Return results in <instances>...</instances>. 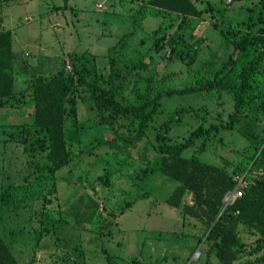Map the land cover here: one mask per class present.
<instances>
[{
	"label": "rangeland",
	"instance_id": "1",
	"mask_svg": "<svg viewBox=\"0 0 264 264\" xmlns=\"http://www.w3.org/2000/svg\"><path fill=\"white\" fill-rule=\"evenodd\" d=\"M145 1L0 0V29L11 32L15 93L0 108V192L8 191V203L0 208V238L17 264H217L206 255V241L197 244V238L204 239L205 224L164 201L176 182L156 169L145 177L134 173L153 161L154 136L169 112L182 105L208 119L215 111L225 118L230 96L162 93L145 136L125 145L118 136H129L127 130L117 127L116 134L109 129L90 104L86 87L75 85L69 94L74 106L65 103L63 121L70 159L52 175L42 166L48 162L45 150L37 146L42 142L34 143L31 137L14 141L11 126H6L27 117L30 107L23 101L34 79L45 80L60 69L71 72V62L82 54L86 65L95 55L100 66L114 44L110 54L119 65L144 55V68L129 75L123 92L132 97L134 91H142L147 74L162 89L210 77L227 59L237 26L264 25V0H193L199 12L190 18L169 12L138 18L136 9ZM183 22L185 39L179 44L195 41L199 50L191 63L187 56L167 58L170 48L164 40ZM250 57L251 52H244L240 61ZM258 71L264 81V61ZM250 114L238 128L218 131L197 152L199 158L226 161L230 169L238 160L236 150L250 138L244 127L247 120L257 139L264 136L263 114ZM198 120L189 110L169 123L167 143L181 141ZM259 174L260 169L253 175ZM239 233L246 244L256 239L241 229ZM195 248L199 256L192 259ZM262 252L264 248L247 252L232 263L252 264Z\"/></svg>",
	"mask_w": 264,
	"mask_h": 264
},
{
	"label": "trees",
	"instance_id": "2",
	"mask_svg": "<svg viewBox=\"0 0 264 264\" xmlns=\"http://www.w3.org/2000/svg\"><path fill=\"white\" fill-rule=\"evenodd\" d=\"M144 3L136 9L138 18L146 13L169 12L185 19L199 12L193 0H146ZM184 27L185 22L181 26L178 25L175 32L164 40L170 48L167 58L176 55L181 58L187 56L186 62L191 63L199 50L195 41L179 44L185 39ZM156 29L157 27L153 32ZM122 38L123 35L120 39ZM198 40L203 42L202 39ZM231 43L232 49L227 59L210 77H198L193 84L180 88L162 89L159 85L152 84L151 75L147 74L144 75L145 84L142 91H134L132 97L123 92L129 75L144 68L141 66L144 55L136 60L130 59V63L119 65L116 58L110 54L116 48L114 44L108 48L106 61L100 66L94 62L95 55H92L90 65H86L82 54L71 62V72L60 69L45 80L34 79L30 96L27 101H23L26 104L28 102L27 106L30 107L27 117L16 123L10 122L6 126H11V138H14V141L23 142L31 137L29 140L34 143L42 142L37 146L45 150L48 157V162L42 166L52 175L70 159L63 121L65 103L74 106V99L69 97V94L75 85L86 87L90 104L109 129L114 133L117 132V127L127 130L129 136H118L125 145L145 136L159 111V97L162 93L171 95L194 92L202 96L224 93L230 96L231 108L225 118L215 111L213 118L208 119L195 108L190 109L182 105L169 112L161 123L162 130L154 136L153 161L134 174H142L145 177L156 169L173 179L176 183L164 201L177 210L184 192H190L193 204H183L179 211L202 212L204 220L201 222L205 224V235L203 240L197 238V244L206 241V255H212L217 264H233V260L242 254L258 252L264 248V136L257 139L252 134V127L248 125L247 120L244 127L248 128L250 138L243 148L236 150L238 160L230 169H227L226 161L222 164L209 162L199 158L197 152L203 150L208 142L216 137L218 131L238 128L242 119H248L251 111L262 113L264 116V81L258 71L264 61V25L256 29H241L237 26ZM247 51L251 52V57L240 61L241 55ZM12 63L11 32L0 29V108H5L15 97ZM202 109L205 112V108ZM189 110L199 117L197 124L182 136L181 141L167 143L169 123L177 122L181 115ZM253 122L255 123L254 120ZM14 127H18L20 132L15 131ZM188 149L190 154L183 155ZM259 169L260 174L254 177L253 174ZM238 174L242 175L241 195L221 209V198L236 184L235 175ZM7 195V189L0 192V208L8 203ZM240 229L246 235H256L252 244L243 241ZM105 261L110 262L109 255L105 256ZM262 261L264 252L256 257L252 264ZM0 264H17L16 258L1 238Z\"/></svg>",
	"mask_w": 264,
	"mask_h": 264
},
{
	"label": "built area",
	"instance_id": "3",
	"mask_svg": "<svg viewBox=\"0 0 264 264\" xmlns=\"http://www.w3.org/2000/svg\"><path fill=\"white\" fill-rule=\"evenodd\" d=\"M227 1H230V0H227ZM97 6L99 7L100 4L98 3ZM235 180H236V184L233 186L232 189L230 190H227L222 198H221V209H223V207L227 204H230L234 201V199H236L237 197H239L241 195V182H242V177H235ZM197 256H199V250L198 248H195L191 254V258L192 259H195Z\"/></svg>",
	"mask_w": 264,
	"mask_h": 264
},
{
	"label": "crops",
	"instance_id": "4",
	"mask_svg": "<svg viewBox=\"0 0 264 264\" xmlns=\"http://www.w3.org/2000/svg\"><path fill=\"white\" fill-rule=\"evenodd\" d=\"M183 197H185V198L183 199ZM183 204H187V205H190V206L193 204L192 195L188 191H185L183 196L181 197V203H180V205L178 207V211L180 210V208L182 207ZM175 210H177V209H175ZM187 213L191 214L194 217H196L199 221L204 220V216H203L202 212L200 213V211L196 210V212H195L194 210H190Z\"/></svg>",
	"mask_w": 264,
	"mask_h": 264
}]
</instances>
